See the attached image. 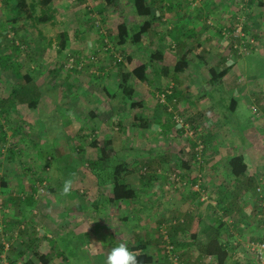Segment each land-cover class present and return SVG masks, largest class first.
Returning <instances> with one entry per match:
<instances>
[{
	"label": "rangeland",
	"instance_id": "374dc122",
	"mask_svg": "<svg viewBox=\"0 0 264 264\" xmlns=\"http://www.w3.org/2000/svg\"><path fill=\"white\" fill-rule=\"evenodd\" d=\"M167 1L169 5L165 0L162 3L165 7H161V14H154L157 25L155 31L150 29V32H156L152 34L153 38L150 39L148 32L142 41L124 46L116 45L117 22L126 19L132 32L138 30L144 17L137 15L134 10V15L128 14L126 18L123 16L118 18L119 21L110 22L109 13L104 15L96 8L91 10L86 4V22H81L79 18L83 19V16L77 14L67 15L63 19L64 24H61L67 26L72 37H75L80 26L84 27L81 29L83 33L76 36V44L87 41V36L92 39L95 33V37L100 40L107 35L106 45H110L111 51L113 47L118 48L114 50L123 55L121 62L125 70H132L143 62L150 65L146 82L130 78L137 88L134 99L139 100L141 105L130 106V101L119 94L121 75L117 64L113 63L112 52L108 49L103 53L101 41L98 53L92 54L88 47L84 57L91 55L97 64L103 57L105 68L109 69L108 77L115 81L112 84L108 79L112 85L106 87L109 84L107 80L102 87L101 79H91L86 84L74 85L80 88L75 95L69 92V81L65 84L61 81V76L70 77L71 73L64 67V62L69 56H75L72 54L75 48L70 44L64 48L54 47L53 44L43 46L44 53L51 49L57 55L56 61L39 66L43 71L52 66V72L57 73H40L45 77L41 89L44 95L52 89V97L55 102H59L60 90L62 93L67 91L73 95L72 100L68 99L70 94L63 95L64 98H60L61 105L66 102L75 105L85 100L83 94H88L82 91L85 88L89 91L94 88L92 93L97 94L103 102L107 101L106 98L110 101L113 99L109 92L114 94L113 118L98 123L93 121L98 126L89 121L87 132L83 134L71 136L67 133L71 128H65L62 123L55 126L52 116L31 123L20 121L23 106L19 107L22 103H14L15 100L19 98L20 101L23 99V103L29 102L36 95L38 97L39 88L22 93L19 89L22 80L11 69L3 68L0 64V105L9 106L0 115V264H26L28 259L39 263L36 251L40 254L43 250L52 253L54 249L60 254L52 256L55 259L52 264H97L99 256L95 259L90 253L95 252L93 240L96 237L105 246V255L122 239L135 253L150 254L154 261L148 264H174L166 254L169 244L173 245L179 264H219L216 255L201 253L205 250V232L209 236L219 237L231 250V256L224 264H247V261L264 264V250L263 256L259 258L255 249H252L264 242V31L260 32L256 27L253 30L256 36L253 37L252 32L245 34L243 29L245 17L255 27L257 15L254 11L261 7L256 4L252 12L246 11V0ZM5 2L0 0V12L7 10ZM171 6L174 10L179 6L180 11H185L183 16H178L179 20L185 19L180 26L173 22L176 11H172L167 16L169 21H165ZM193 9L194 12L200 11V14L194 15ZM17 12L15 6L5 15L0 13V27L3 24L12 26V21L5 23L3 19ZM153 12L159 11L154 8ZM160 16L163 17L160 19ZM132 20H138L137 26L132 27ZM194 21L206 27L199 25L194 30V36H186L183 33L187 30L184 26H191ZM87 26L92 29L87 30ZM5 37L10 39L9 43L14 39L13 35H4L0 28V41ZM255 45L256 49L250 51ZM21 48L24 51L31 49L25 43ZM7 49L12 50L11 46H0V52ZM157 49L165 51L169 58L153 63L149 55ZM196 53L203 58L196 57ZM128 55L131 60L127 59ZM184 56L191 62L183 70L176 71L177 60ZM24 64V70L30 67L29 63ZM208 66L220 69L236 66L231 70L235 78L233 87H237L240 92L234 94L238 100L235 112L213 109L217 97H221L223 102L228 99L225 97L227 85L225 82L219 85L210 83ZM32 70L28 72L34 76L37 71ZM97 74L94 76L100 75ZM176 74L185 79V83L180 81L185 87L181 95L177 94L175 106L172 96L177 88L174 79ZM211 88L220 89L224 96L221 92V95L215 92L214 97ZM162 91L168 95L165 97L171 110L160 101ZM91 103L93 98L90 96L87 105ZM37 112L49 115L43 108L34 111ZM66 113L62 109L58 115L65 116ZM225 116L226 119L220 120ZM82 128H74L71 134ZM54 132L57 136H54ZM95 138L102 145L105 140H111L109 160L104 166L99 163L95 169L97 171L90 164L98 159V150L91 144ZM61 141L63 143H59ZM233 154L246 157L249 169L241 178H234L228 173L227 160ZM48 157H52L51 163ZM118 163L124 166L120 180L135 186L134 197L139 201L134 217L130 215L128 220L118 209L119 218L113 220V224H108L105 221L112 223L110 214L104 216L101 212L96 213L92 202L113 195L110 193L112 186L106 187L111 182L106 179L113 165ZM224 171L227 173L224 174ZM68 179L73 181V191L65 197L61 195V190L63 182ZM99 180L104 189L96 187ZM98 189V192H103L101 196L95 194ZM223 193L226 195L225 201L218 203ZM227 202L231 204L230 207ZM181 204L184 209L179 211ZM198 210L204 220L198 225L196 237H193L191 221ZM65 221L68 225L73 222L72 229L67 228ZM213 226L214 229L209 228ZM144 230L148 233L143 234ZM212 230L214 232H210ZM48 231H54L55 234L48 237ZM141 244L146 246L144 250L140 249ZM132 246L139 249L133 250Z\"/></svg>",
	"mask_w": 264,
	"mask_h": 264
},
{
	"label": "crops",
	"instance_id": "0c3cea01",
	"mask_svg": "<svg viewBox=\"0 0 264 264\" xmlns=\"http://www.w3.org/2000/svg\"><path fill=\"white\" fill-rule=\"evenodd\" d=\"M11 1L13 3H11ZM14 1L15 0H6L4 6H5V8L7 10H2V12H0V13H4V15H5L7 12H11V9H13L16 6V4H17V3H14ZM163 1L164 0H162V1L161 0H151V2L153 4V9L155 8V11H159L157 13L153 12V16H154V14L155 15L156 14H161V7L162 8L165 7L164 4H162V3H164ZM165 1L169 5V2L167 0H165ZM26 2L28 4L34 5L36 7V14L41 13V8H42L41 7V3H40L41 0H26ZM122 2H123L122 10L116 11L112 7L105 6L102 0H51L49 2L48 6L51 9L50 14L52 15V19H50L49 21H46V22H43V23H38V22H36L33 19H30V18H27V17L25 18L19 12L15 13L12 17H10V14H8L6 19L2 18L5 21V23H9L10 21H12V24H13L12 26H9L8 24L7 25L3 24L0 27L2 33L8 37V34L10 32H12L13 33V38L16 36L15 37L16 38L15 43L17 45H19L20 48H19V51L16 54H13V52H12L14 50L13 48H12V50L11 49L8 50L9 48L7 50H1L0 53L5 55V57H7L8 60H11L10 58H13V60L17 61V62L29 63L30 67L33 64H36V66L35 65L33 66V68H34L33 70H35L37 72H35L34 76L32 75L33 78H32V83L29 84V90L32 89V88L35 90V88L37 87L41 91L40 92L39 89H37L38 97L36 95V97L30 99L29 102L22 103V104L19 105V107H21V108L23 106L22 113L20 114L21 115V120L20 121H22L23 123H25V122L31 123V122H34L35 120H38V119L42 120L44 117L52 116V119L54 120V125L55 126H57L58 123H62L65 126V128H68V127L71 128V130H67V133H69L71 136L72 135L75 136V135L78 134L79 129L77 131L74 130V133L71 134V131H73L74 128L77 129L79 127H83V130H84L82 132V134H83L84 132H87V127H88V124H89L88 122L89 121L92 122V123H93V121H96L98 123V122H104V120L107 119V118L109 120H110V118H113V116L115 115V104H114V102H115L114 98L115 97H114V94H110V92H109V96L111 97V99L112 98L113 99L110 101V100H108L106 98L107 101L103 102L100 98H98L97 94L92 93L94 91V88L91 91H89L88 88H85V89L82 90V91L88 92V94L87 93L83 94L85 100L82 99V97H81L82 100L78 101V104H75V105H69L67 102L64 105H61V103H60V98H64L63 95L66 96V95H69L70 93L71 94L74 93V95H75L77 93V91L80 88L77 89L74 85H78V84H82V83L86 84V82L87 81L89 82L91 79H96V80L101 79L100 83H101V86L103 87V83H106V81L108 79L111 80V78L108 77L109 76V70H107L105 68V62H104L105 59L103 57H100L101 59H100V62L98 63V66L102 70L101 74L99 76H94L96 74H93V73H92L93 75L90 74L91 73L90 69H85V71H81V72H68V73H71L70 77L68 79L66 78V76H61L62 83L66 82V81H69L71 86L69 87V92L70 93H68L67 91L66 92L63 91V93H62V91L60 90L59 99H58L59 102H55V99L52 97V95L54 94L53 93L54 90H52V89L49 90L46 95H44L43 91L41 90L42 89V84L44 82L42 80L45 79V77H43L42 75H45L46 73H48V74H57V73H53L52 72V68H53L52 66L46 67V71L41 70L39 66H40V64H43V63L51 64L52 62L57 60V55H56V53H54L55 51L51 50V49H48L47 50L48 53H44L45 51H44L43 46L45 44H47L48 46L50 44H53L54 47L58 46L60 48V46L58 45V41H57L56 35H57V32H58V27L61 26V24L62 25L64 24L65 20H63V19H66L67 15H77V14L78 15H82L83 19L79 18V20L81 22H83V21L86 22L87 19H88L86 17V16H88L87 15L88 13H86L85 7H87V5H89L91 10L96 8V9H98V11L100 13L102 12V14H104V15L106 13L108 15V13H109L111 15L110 16V22H116V21H119V19H118L119 17L125 16L124 18H126L127 17L126 15H128V14H133L134 15V12H133L134 7H133V5L131 3V0H122ZM179 5H183V4H179ZM11 6H13V8H11ZM173 6H171L169 8V11L166 14V17L168 15L170 16L171 15L170 13H172V11H176L174 13V16H173V18H174L173 22L176 25L180 26L181 25L180 23L184 22L185 19L179 20L178 16H183L185 14V11H183V10L180 11L179 6L176 8V10H174L175 8ZM167 7L168 6H166V8ZM262 9H264V7ZM260 10L254 11L255 14L257 15V18H259L260 16L262 17L264 15V10H262V11H260ZM16 11H17V9H16ZM192 11H193L194 15L198 16L200 14V11L194 12L195 9H193ZM162 17L160 16V19ZM148 18H150V17H148ZM58 20H60V21H58ZM144 20H145V18H144ZM155 20H156V17H155ZM155 20L153 19V22H152V25H151V28H152L153 31L156 30V29H154V27H155V25H157ZM137 21L136 20H132L131 21L132 27L137 26V24H138ZM165 21L166 22L169 21L168 17H167V20H165ZM122 22H127V20L125 19V21H124V19H123L121 22H117V25H119V23H122ZM176 25H175V27H176ZM199 25H200V22H198V24H196L195 21L191 22V26H188V25L184 26V28L187 29V30H184L183 33L186 36H189L188 34L190 33V30H195ZM7 26H8V28H7ZM200 26L203 27V28L206 27L205 25H203V26L200 25ZM62 27H64L65 31L68 33L67 45L69 46V44H70L72 47L75 48L74 51H73L74 53H72V54L84 57V55H85L84 53L87 52L88 49H90V51H92L94 53L95 50L99 48L98 46L100 45V41L101 40H100L99 37H95V35H97V33L93 34L92 39H90V36H87V41L83 40V43H80V44L77 43L76 44V39L78 38L76 36H79L80 34L83 33L84 30H81V29H84V27L80 26V30L76 32L75 37H72V33L69 31V29L67 28L66 25H64ZM90 28H91L90 26H87V30H90ZM262 31H264L263 28H261L260 32H262ZM6 32H8V34H6ZM155 33L156 32H149L147 35H151L150 36V39H151L152 34H155ZM69 39H70V43H69ZM8 40H10V39L5 37V39L3 41H0V46L1 47H4V46H6V47L8 46L9 47V46H11L12 45V41L10 42L11 43L10 44ZM147 40H148V36H147ZM24 43L29 45L31 47V49H28L27 51H24V49L21 48V47L24 46ZM95 45H96V48L94 47ZM79 46L80 47H84L85 49H80ZM86 48H88V49H86ZM131 55H134V54H131ZM195 56L199 57L200 59L203 58V57L199 56L197 53L195 54ZM87 57H89V55L86 56L85 58H87ZM61 58L63 59V57H61ZM168 58L169 57L165 54V51H164V56H163L162 61L166 60ZM189 62H191V61L189 60ZM235 68H236V66H234L233 68H230L229 71L223 77V83L225 82L226 85H227L226 93L230 97L228 99L224 100V102H223L224 104L221 103V97L220 98L217 97L218 99L214 100L215 102L213 103V105H216V106L213 109H217L218 108L219 110H223V109L225 110L226 107H229L226 104H228L229 102L231 103L232 99H234V98H235V100L237 99L234 96V94L238 95L240 92H239V89L237 87L236 88L233 87L235 78H234V76L231 73L232 72L231 70L235 69ZM42 72H43V74L40 75V73H42ZM22 73H25V72L22 70ZM37 74H39V75H37ZM73 74H75V75H73ZM176 75L174 76V79L176 80L175 81L176 82V87H177L176 88V93L178 95H181V93H183L182 90H184V87H185V86H183V83H185L184 82L185 79H182V76H180L181 77L180 78L178 76V74H176ZM155 77L158 78V76H155ZM187 77L189 78V75H187ZM196 77H197V75H196ZM109 80L107 81V83H109ZM114 81H115V79L113 78L111 80L112 84H113ZM180 81H182L183 83H181ZM143 82H146V81H143ZM143 82H142V84H143ZM110 84L111 83L107 84L106 87H108V85H110ZM216 86H218V85H216ZM186 91H184V94L186 93ZM210 92H214L213 96L215 95V92L218 93V95L222 94V91L220 89H218V88H211ZM220 92H221V94H220ZM22 93H27V91L22 90ZM117 93H118V91H117ZM71 94H70V97L68 99H71L73 97V95H71ZM247 95H248V92H247ZM80 96H81V94H80ZM90 96L93 98V103L87 105L88 104V97H90ZM214 97H216V96H214ZM214 97H213V99H214ZM68 99H67V97H65V100H68ZM33 100H37V102L32 105L30 102H32ZM120 100L124 101V99H120ZM237 107H238V105H237ZM40 108H43L46 111V113L48 112L49 115H46V114L45 115H41L38 112L34 113L35 110H37V109L39 110ZM62 109L67 112L65 116L58 115V112L62 111ZM109 110H111V116H109ZM216 111H218V110H216ZM104 112L107 115V118H106ZM214 114H215V116L218 117V114H216V113H214ZM226 118H227V116H225L224 118H222L220 120H224ZM220 120H217V121H220ZM224 124H226V123L224 122ZM93 125H96V124L93 123ZM98 125H96V126H98ZM57 129L58 128H56V130ZM54 136H57L56 132H54ZM59 143H63V142L61 141ZM245 159H246V157H245ZM248 169H249V166H248ZM225 172L226 171H224V174H225ZM8 173H9V171H8ZM125 183L128 186L132 187L136 191L135 186H133L132 184L131 185L128 184L127 181ZM108 186H112L113 187V183L106 185V187H108ZM96 187L100 188V189H104V186L102 184H100V183H97ZM17 188L19 189L20 187H17ZM98 191H99V189L96 190V192H95L96 196H99V195L101 196V194H103V192H98ZM110 193H113L112 188H111ZM135 197L128 198V199H123V200H117V199H115L113 197L112 194H110L108 199H104L102 197L99 201L93 200L92 205H94L93 207L97 211L96 213L100 214V212H101L104 216H106V214L107 215L110 214L109 219L112 220V223L109 222V221H107V222L105 221V223L113 224V220H116V219L119 218L118 217L119 213H117L118 209H120L121 214L123 215V217H126L128 220L130 218V215H132L133 217L136 215V212H137L136 208L138 206L137 202L139 200L136 199ZM225 197H226V195H224V193H223V195L219 198L220 200L218 201V203L220 201H223ZM227 204L229 205V207L231 206V204H229L228 202H227ZM220 205L223 206V205H226V204L220 203ZM109 209H111V212H110ZM178 209H179V211H182V209H184L182 204L180 205V208H178ZM164 212H165V210L163 211V213ZM159 214L161 215L162 213L159 212ZM211 214L214 215L213 212H211ZM193 215L194 216H193L192 221H191V229H192V226L198 220V218H200L199 219V221H200L199 224L204 220L203 219V214L201 212H199V210L196 211ZM70 216H71L70 218H72V215H70ZM187 222H188V219H187ZM82 223H83V221H82ZM72 224H73L72 221H71V225H68V223L66 222V225L68 226L67 228H71L72 229V227H73ZM49 227L53 228L51 225ZM83 227L87 228L85 225H83ZM82 228H81V230H82ZM209 228L214 229V226L213 227H209ZM70 231L71 230H69V232ZM210 232H214V230H212ZM147 233H148V231L144 230L143 234H147ZM54 234H55L54 231H48V233H47L48 237H51ZM79 235H81V232H79ZM204 236H205V239H207L209 237V235H207L206 232H205ZM93 243H94V246H95V252L91 251L90 252L91 255L95 256V259H96V256H99V258L97 259V262H98L97 264H104V260H105L106 255L104 254L103 250L105 249V246L100 242V239H98L97 237H96V239L93 240ZM87 249H89V247ZM53 251L54 252L51 251L52 253H47L46 250H43V253L46 254L47 256H49V263L48 264H52L53 262H55L54 261L55 259L52 258V256L60 254V253H57L55 251V249ZM201 253L203 255H206L205 251H203V250H202ZM230 254H231V250L229 252V256L228 257L231 256ZM64 258L66 260L65 256H64ZM216 260L218 261L217 256H216ZM227 261H228V258L226 259V261L224 263H227ZM256 262H258L257 259H256ZM246 263L247 264H251L252 261H247Z\"/></svg>",
	"mask_w": 264,
	"mask_h": 264
},
{
	"label": "trees",
	"instance_id": "16d2710c",
	"mask_svg": "<svg viewBox=\"0 0 264 264\" xmlns=\"http://www.w3.org/2000/svg\"><path fill=\"white\" fill-rule=\"evenodd\" d=\"M50 1L51 0H41L40 3H41L42 8H41V13H39V14H36V7L34 5L28 4L26 2V0H17L16 9L25 18L27 17V18L35 20L38 23H43V22H46V21H49L50 19H52V15L50 14L51 9L48 6ZM102 1H103L105 6L112 7L116 11H120L123 8L122 0H102ZM131 3L134 7L135 13L137 15H139L140 17H144L145 20L143 21V23L141 25H139L138 30H135L134 32H132L129 29V26L126 22L119 23V25L117 26V29H118L117 34L115 36V39L117 41L116 45L118 47L127 45L128 43H137V42L142 41V39L144 38V35L147 34L148 32H150L153 19L155 20V17L153 16V4H152L151 0H131ZM256 4H259L258 6L261 7L260 11H262V8L264 7V0H246V5L248 6V10H246V11L250 10V12H252L253 5H256ZM148 17H150V18H148ZM255 20H257V22L255 23V27H254L252 22H249L248 19L245 17V20H244L245 25L243 26L245 34L252 32V36L254 37V36H256V34L253 33V32H255L253 30H255L256 27L259 28V30H261L263 23H264V15L261 18L260 17L255 18ZM259 23H260V25H259ZM190 31L191 32L188 35L194 36L195 31L194 30H190ZM7 34H8V32H7ZM12 35H13V33L10 32L8 34V37H12ZM104 36H105V38H107V35H104ZM252 36H250V38ZM56 37H57L58 45L60 46V48L66 47L67 42H68V33L65 31L64 27L61 26V28L57 32ZM105 38L103 36L101 38V42L103 43V45H106ZM15 41H16V38L14 37V39H12V45H11V48L14 49L12 51L13 54H16L20 48L19 45H17L15 43ZM234 41H233V43H234ZM248 44L251 45L250 42H248ZM99 48H101V47H99ZM99 48L96 49V51L92 54L98 53ZM113 48L118 49L117 47H113ZM255 49H256V45L250 51H254ZM109 51L111 52L110 48H109ZM104 52L105 51H103V53ZM149 56H150L152 62L154 63V62H157V61L163 59L164 52H163V50L157 49V50L151 52ZM87 58H90V60H86L85 57H83V56L75 55L74 64L72 66L68 67L66 65V62H64V67L66 69H68L70 72H81V71H85V69H90V72H93V74H97V73H98L97 75L101 74L102 70L100 69V67H97L98 64L95 62L94 59L91 58V55ZM10 59L11 60H8L7 57H5V55L0 53V64H1V66L3 68L11 69L14 72V74L22 80L20 83L19 89L29 91V84L32 83L33 76L31 75L30 72H28V70H30L33 67L27 68L26 70H24L23 68L26 67V66H24L26 64L14 61L13 58H10ZM127 59L131 60L130 55L127 56ZM3 63H6V64H3ZM116 64L118 67V72L121 75L119 86H118L119 93H121L125 99L130 101V106L135 107L136 105H141V102L139 100L134 99L137 88H136L134 82L130 81V78L140 80V81H147L150 65L143 62V63L135 66L134 68H132V70H125L123 68L124 66H123L122 62H118ZM116 64H114V65H116ZM114 65H112V67ZM188 65H189V58L184 56V57H181L177 60V62L175 64V69H176V71H181V70H183L184 67H186ZM105 67H106V65H105ZM207 68H208V72L210 74V77H209L210 83H212V82L215 84L218 83V85H219V83L223 82L224 75L230 69L229 66L223 67L221 69L219 67L217 68L215 66H208ZM106 69L109 70L108 68H106ZM22 70L25 73H22ZM19 89L15 88V90L17 92H19ZM162 93H164L166 96H168L165 92L162 91ZM161 94H160V96H161ZM222 95L224 96L223 92H222ZM176 96H177V93H175L172 96V99H173L172 104L173 105H175L174 102L177 101ZM225 97L229 98L230 96L226 93ZM2 100H4V102H5L4 98ZM21 101H23V99ZM21 101L19 100V98H17V100H15L14 103H23ZM160 101L163 104H167L166 97H165L164 101H162L160 98ZM36 102H37V100H33L30 103L33 105ZM221 103H223V100H221ZM226 105L229 106V107H226V109L230 110L231 112H235L237 105H238V101H237V99L235 100V98H234V99H232L231 103L229 102ZM167 106H168V109H170V110L172 109V107L169 104H167ZM5 107H9V106L0 105V115H2L1 112L4 111ZM5 114H4V116H5ZM104 114H105V112H104ZM105 116L107 118L106 114H105ZM109 116H111V110H109ZM25 126H27V125L25 124ZM81 132H83V128H82V130L78 131L77 135L81 134ZM4 133L6 135L5 131H4ZM91 144L95 148H97V150H98V156H97L98 159H96L93 162H90L91 168L94 169V171H97L95 169L99 163H102V166H104V164L109 160V157H110L109 149L111 148L110 147L111 140L110 139L105 140L103 145H102L99 143L98 139L95 138L91 141ZM55 159L56 158L54 157V160ZM47 160L49 161V163H51L52 157H51V159L48 157ZM227 164H228L227 166H228L229 174H231L234 178H241V177L246 175L247 170H248V164H247L246 159H245L243 154H233L227 160ZM47 165H48V163H47ZM123 169H124V166L120 163H118L117 165L116 164L113 165L112 169L109 171L108 178L106 179V181L113 183V187H112L113 197L117 200L132 198L136 195V191L132 187L128 186L125 182H122L120 180L119 176H120L121 171ZM96 176L97 177L99 176V172L97 173ZM99 183H101L100 180H99ZM199 219L200 218H198L196 223L192 226L191 235L193 237H196V235H197V231H198V227H199L198 225L200 222ZM204 246H205L204 251H205L206 255H216L218 258L219 264H224V262L226 261V259L229 256L230 249L227 248L226 244L221 242L219 240V237H217V236H209L206 239V243ZM139 247L142 250H144L146 248V246L144 244H141ZM139 247L136 248L135 246L134 247L132 246L133 250L139 249ZM173 251H175V250L173 249ZM35 254L37 255V258L40 262L37 263L32 259H28L26 264H48L49 263V256H47L46 254H44V253L40 254L38 251H36ZM137 260H138L139 264H148V263H153V261H154L153 257L147 253H142V254L137 253Z\"/></svg>",
	"mask_w": 264,
	"mask_h": 264
},
{
	"label": "clouds",
	"instance_id": "9594fccd",
	"mask_svg": "<svg viewBox=\"0 0 264 264\" xmlns=\"http://www.w3.org/2000/svg\"><path fill=\"white\" fill-rule=\"evenodd\" d=\"M73 181L71 179L63 182L61 195L69 196L73 191ZM104 264H139L137 260V253L130 250L129 245L124 240H120L111 250L106 254Z\"/></svg>",
	"mask_w": 264,
	"mask_h": 264
},
{
	"label": "built area",
	"instance_id": "2783aa9c",
	"mask_svg": "<svg viewBox=\"0 0 264 264\" xmlns=\"http://www.w3.org/2000/svg\"><path fill=\"white\" fill-rule=\"evenodd\" d=\"M100 31L103 32L102 29ZM107 41H108V39L105 38V42H107ZM109 46H110L109 44L103 45L102 50L103 51L108 50ZM111 52L113 54V58H114L113 62L114 63L121 62L123 60V55L120 52H115L114 48H112ZM92 59H93V57H92ZM74 60H75V56H73V55L69 56L66 60V65L68 67L72 66L74 64ZM164 99H165V94L162 93L161 94V100L164 101ZM177 178L180 179V177H177ZM196 185L199 187V184H196ZM252 249H255V252L258 254L259 258H261L263 256L262 254H263V250H264V242L258 243L257 246L256 247L253 246ZM166 254H167L169 260L171 261V263L179 264L177 254L173 251V245L172 244L167 245Z\"/></svg>",
	"mask_w": 264,
	"mask_h": 264
}]
</instances>
